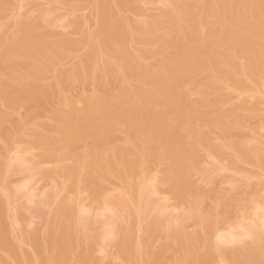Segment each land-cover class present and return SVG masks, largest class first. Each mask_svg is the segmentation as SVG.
Wrapping results in <instances>:
<instances>
[{
    "label": "bare ground",
    "instance_id": "bare-ground-1",
    "mask_svg": "<svg viewBox=\"0 0 264 264\" xmlns=\"http://www.w3.org/2000/svg\"><path fill=\"white\" fill-rule=\"evenodd\" d=\"M0 264H264V0H0Z\"/></svg>",
    "mask_w": 264,
    "mask_h": 264
},
{
    "label": "rangeland",
    "instance_id": "rangeland-1",
    "mask_svg": "<svg viewBox=\"0 0 264 264\" xmlns=\"http://www.w3.org/2000/svg\"><path fill=\"white\" fill-rule=\"evenodd\" d=\"M38 187L40 188V186H38ZM38 187H37V188H38Z\"/></svg>",
    "mask_w": 264,
    "mask_h": 264
}]
</instances>
